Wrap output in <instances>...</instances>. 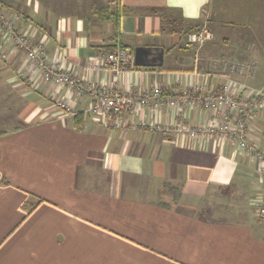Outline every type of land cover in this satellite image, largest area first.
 Masks as SVG:
<instances>
[{
    "label": "crops",
    "instance_id": "crops-1",
    "mask_svg": "<svg viewBox=\"0 0 264 264\" xmlns=\"http://www.w3.org/2000/svg\"><path fill=\"white\" fill-rule=\"evenodd\" d=\"M0 9L20 17L19 32L46 39L47 62L85 87L137 97L160 88L165 100L197 85L218 92L229 80L264 88V0H0ZM203 23L214 40L197 53L186 33ZM117 47L133 53L120 73L104 66ZM138 47L158 59L135 66ZM228 62L254 71L231 73ZM0 85L19 97L23 122L0 129V264H264L252 202L263 190L259 163L230 140L157 129L181 114L207 124L211 113L165 104L106 127L88 114L90 92L38 79L1 33ZM250 125L264 151V109Z\"/></svg>",
    "mask_w": 264,
    "mask_h": 264
},
{
    "label": "built area",
    "instance_id": "built-area-1",
    "mask_svg": "<svg viewBox=\"0 0 264 264\" xmlns=\"http://www.w3.org/2000/svg\"><path fill=\"white\" fill-rule=\"evenodd\" d=\"M19 21L18 15L9 14L5 9H0V33L2 39L9 43L11 50L26 53L28 60L34 64L38 79L56 85H65L80 94L85 91L90 92L94 97V102L88 114L99 117L106 127L123 125L124 115L127 112L133 113L138 109L150 107L158 110L165 104L180 108L181 113H183V107L197 105L211 113L213 119L207 124L192 126L187 123L186 116L181 114L175 127L165 126L157 127V129L162 132L175 130L201 143L210 139L230 140L257 161L259 180L263 185V190L252 202L256 208L257 219L264 226V151L252 141L250 125L254 113L264 109V88L251 89L229 80L218 92L197 85L185 89L178 96L165 100L160 88H155L137 97L128 96L120 90L111 91L105 86L85 87L81 80L64 68L61 63H48L46 59L47 40L37 41L19 32ZM212 40H214V34L205 29L188 33L186 45L198 53L207 42ZM2 55L6 57L4 52ZM132 61L133 53L129 49L117 47L115 51L106 55L104 66L120 73L128 68ZM225 68L235 74H243L246 70L248 74H251L254 71V64L246 67L235 62H228ZM20 76L30 80L24 72H21ZM57 107L65 113L71 112L65 102L59 101Z\"/></svg>",
    "mask_w": 264,
    "mask_h": 264
},
{
    "label": "rangeland",
    "instance_id": "rangeland-1",
    "mask_svg": "<svg viewBox=\"0 0 264 264\" xmlns=\"http://www.w3.org/2000/svg\"><path fill=\"white\" fill-rule=\"evenodd\" d=\"M205 24L203 23L199 26H196L191 32H200L207 29L213 33L211 28H209V26ZM187 34L188 33H186V35ZM210 42L211 41H209V43ZM207 44L208 42L205 45ZM17 98L19 97L13 94L10 90L3 88V86L0 85V123H2L0 129L12 130L22 125L23 122L18 116L21 109V103L19 102V100H17Z\"/></svg>",
    "mask_w": 264,
    "mask_h": 264
},
{
    "label": "water",
    "instance_id": "water-1",
    "mask_svg": "<svg viewBox=\"0 0 264 264\" xmlns=\"http://www.w3.org/2000/svg\"><path fill=\"white\" fill-rule=\"evenodd\" d=\"M158 56H154L153 51L147 47H138L134 52V64L137 67H146L149 66L148 59L152 58V60H156ZM162 53L160 55V59L162 60ZM160 63L159 65H161Z\"/></svg>",
    "mask_w": 264,
    "mask_h": 264
},
{
    "label": "trees",
    "instance_id": "trees-1",
    "mask_svg": "<svg viewBox=\"0 0 264 264\" xmlns=\"http://www.w3.org/2000/svg\"><path fill=\"white\" fill-rule=\"evenodd\" d=\"M107 10H108L107 8H103V9H99L98 11L101 14H103V13L107 12ZM118 17H119L118 15L113 14V15H111V17L109 16L108 18H114L115 20H117ZM75 127L76 128H80V123L78 121L76 122ZM3 134H4V132H0V136L3 135ZM2 183L3 184H7L5 181H2Z\"/></svg>",
    "mask_w": 264,
    "mask_h": 264
}]
</instances>
